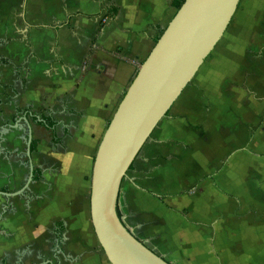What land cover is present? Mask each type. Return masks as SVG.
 Returning a JSON list of instances; mask_svg holds the SVG:
<instances>
[{
  "label": "crops",
  "instance_id": "1",
  "mask_svg": "<svg viewBox=\"0 0 264 264\" xmlns=\"http://www.w3.org/2000/svg\"><path fill=\"white\" fill-rule=\"evenodd\" d=\"M176 13L173 0H0V192H19L29 175L24 118L41 176L22 195H0V264H110L91 217L95 156ZM223 49L159 124L121 187L123 222L170 264H264V124L250 121L264 118V47L246 62ZM41 116L56 122L54 131ZM240 117L251 123L250 139L260 135L248 153L234 129ZM225 118L235 130L226 168ZM213 168L221 170L211 177Z\"/></svg>",
  "mask_w": 264,
  "mask_h": 264
},
{
  "label": "water",
  "instance_id": "2",
  "mask_svg": "<svg viewBox=\"0 0 264 264\" xmlns=\"http://www.w3.org/2000/svg\"><path fill=\"white\" fill-rule=\"evenodd\" d=\"M241 0H186L141 65L105 131L94 160L90 195L95 235L110 264H170L151 251L117 215L122 183L140 151L227 31ZM29 175L32 129L27 118Z\"/></svg>",
  "mask_w": 264,
  "mask_h": 264
},
{
  "label": "rangeland",
  "instance_id": "3",
  "mask_svg": "<svg viewBox=\"0 0 264 264\" xmlns=\"http://www.w3.org/2000/svg\"><path fill=\"white\" fill-rule=\"evenodd\" d=\"M226 47H232L235 48V54L239 55L241 59L243 58L244 61L246 62L249 61L252 57L257 56V52L254 54V49L256 47H264V0H241L240 4L238 6L237 12L235 13L227 31L225 32L224 36L222 39L219 41L213 52L210 54V56L207 58V60L204 62L202 67L199 69L193 80L191 81L190 85L183 91L174 106L172 107V110L175 109V105L180 102V100L183 98V94H187L191 92L192 87L196 86L197 83H199L200 78L205 74L206 68L209 62H212L214 58L217 56V54H223V51H226L223 48ZM247 47H251L252 50L247 52V54L243 53L241 54L242 51H247ZM244 48V50L240 49ZM256 51V50H255ZM243 55V56H242ZM232 56L230 55L229 58ZM242 59V60H243ZM204 73V74H203ZM244 90H246V87H243ZM198 88L196 89L195 92L199 93L197 91ZM231 92H228L229 94ZM250 94L245 91V96H243V99L240 100V108L241 110H244L245 112L248 110L249 106H251V98L248 99ZM231 97V94L229 95ZM255 101L256 100H261V96L255 95L254 96ZM260 103V101H259ZM171 110V111H172ZM259 110H263V107L260 108ZM231 111V110H230ZM258 112V110H257ZM235 120L232 119V121ZM248 118H243L240 117L238 119V122L236 123V127L234 129L240 130L239 134V143L240 147H244V150L241 152L248 153L249 151V146H248V141L250 143H253L256 138L260 137L258 133H255L253 135V138L250 139L249 134L251 129V123L247 122ZM251 122H257L256 125H259L261 128L264 124V118L263 117H255L250 119ZM259 121V122H258ZM230 122L231 118H225L224 119V141L225 143L228 144V148L224 150V168L228 166L230 163V159L232 157L233 150L230 147V144L232 142V137L235 136V130L231 129L230 127ZM239 127H238V126ZM250 127V128H249ZM257 131V130H256ZM252 136V134H251ZM252 140V141H251ZM243 145V146H242ZM192 154L193 157L192 159H195V154L196 150L192 149ZM221 170V168L215 169L213 168L214 171L209 170L207 175H210L211 177L215 176V171L216 170ZM219 170V171H220ZM204 179V174H200V179L199 182L195 181L193 183V186L191 189L195 194H198L199 189H202L203 181ZM230 199L229 203L230 205L234 204L231 199V195H228ZM237 200V199H236ZM225 226H227L226 223H224Z\"/></svg>",
  "mask_w": 264,
  "mask_h": 264
},
{
  "label": "trees",
  "instance_id": "4",
  "mask_svg": "<svg viewBox=\"0 0 264 264\" xmlns=\"http://www.w3.org/2000/svg\"><path fill=\"white\" fill-rule=\"evenodd\" d=\"M186 0H173V5L175 6V8L177 9V11L182 7V5L184 4ZM160 39V38H159ZM158 39V40H159ZM157 40V41H158ZM189 86V85H188ZM4 96V95H3ZM0 103H1V98H0ZM170 115V111L167 113L166 117L167 118L168 116ZM40 125H42L43 127L47 128L48 130H51V131H54V128L56 126V122L50 118V117H45V116H41L40 118ZM109 125V124H108ZM37 142L36 141H32L31 143V153H35L36 152V149H37ZM29 161V160H28ZM131 168V167H130ZM130 171V170H129ZM41 179V176H40V172L38 170H34V174H33V182H37V181H40ZM7 191V190H5ZM117 215H118V218L119 220L123 223V225L125 227L126 224L123 222V215L120 211V207H119V203L117 205Z\"/></svg>",
  "mask_w": 264,
  "mask_h": 264
},
{
  "label": "built area",
  "instance_id": "5",
  "mask_svg": "<svg viewBox=\"0 0 264 264\" xmlns=\"http://www.w3.org/2000/svg\"><path fill=\"white\" fill-rule=\"evenodd\" d=\"M105 22V21H104Z\"/></svg>",
  "mask_w": 264,
  "mask_h": 264
}]
</instances>
